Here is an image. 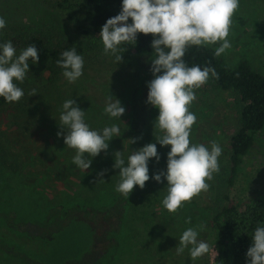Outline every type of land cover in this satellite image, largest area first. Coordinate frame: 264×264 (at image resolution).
<instances>
[{
  "label": "rangeland",
  "instance_id": "obj_1",
  "mask_svg": "<svg viewBox=\"0 0 264 264\" xmlns=\"http://www.w3.org/2000/svg\"><path fill=\"white\" fill-rule=\"evenodd\" d=\"M27 1L31 10L28 21L32 26L59 32L65 37L71 36L78 54L84 58V68L83 75L74 83H69L62 74L57 86L46 90L47 95L42 100L46 108L36 110V116L31 117L33 123L20 133L17 143H12L15 155L8 160L12 162L15 158L12 163L17 169L0 168V264H30L21 256L25 251L46 257H54L56 253L62 257L67 255L69 248L64 243L68 236L76 235L80 242L84 232L93 231L83 218L84 210L91 205L95 207V223L100 222V209L116 206L110 224L101 225L113 231L116 238L102 264H214L216 250L210 244V220L218 205L226 201L223 194L227 191V185H215L212 193H208L212 180L207 181L210 187L203 193L210 194L209 206H198L193 201L184 202L176 213H170L162 204L167 195V181L162 177V182L157 183L151 178L158 171H167V153L170 151V146H161L156 141V137L164 134L154 127L159 110L146 103L147 83L154 78L150 71L152 58L126 44L121 46L119 55H122V62L119 63L115 55L105 54L101 38L81 35L74 30L66 14L54 8L49 1ZM227 39L231 47L220 56L228 65L233 66L244 59L264 75V0H240ZM219 46L217 43L209 47L215 49ZM124 47L126 51L123 52ZM36 65L38 63L33 64L34 67ZM195 93L197 98L190 105V111L197 116V121L191 129L190 144H204L211 148V143L217 142L222 154L218 158L219 172L214 173L213 177L226 175L227 136L234 129V112L228 105L229 95L209 80L195 89ZM109 95L113 96V100L119 99L125 108L120 119L104 113ZM68 99L76 100L85 111V121L92 129L102 130L105 126L117 124L121 130L119 137L109 141L107 152L102 151L92 158L87 170L72 163L75 150L65 145L63 136H57L58 131L66 134V130L59 125V117L63 111L62 105ZM130 138L139 139L131 143ZM148 143H156L160 154L158 163L155 158L150 159V179L146 182L152 194L159 195L158 201L145 187L140 189L139 186H135L127 198L115 190L120 177L119 169L113 168L114 153L122 151L127 160L131 151ZM32 154L37 159L32 161L35 165L28 169L47 172L49 167L53 168L52 173H47L44 179H37L35 175L28 178L26 169H21L27 156ZM85 156L87 158V154ZM257 162L254 160L250 164L253 178L243 193L248 198L256 195L260 187L264 191V163ZM105 169L107 171L100 179L97 174ZM236 192L235 188L231 195ZM93 200H96L97 207L91 204ZM10 211L16 213L10 215ZM67 211L73 213L70 220L76 222L75 228L62 226L49 241L35 239L31 235L42 230L39 227L29 230L31 226H26L21 231L12 227L30 218H64ZM147 212L151 216L150 223L143 217ZM188 217H191V224L185 222ZM201 222L206 227L198 238L210 245L209 253L194 261L188 249L177 255L176 247L183 231ZM88 248L86 254L76 260L77 263H73V256L67 260L63 258V264H90L99 249L93 243Z\"/></svg>",
  "mask_w": 264,
  "mask_h": 264
},
{
  "label": "clouds",
  "instance_id": "obj_2",
  "mask_svg": "<svg viewBox=\"0 0 264 264\" xmlns=\"http://www.w3.org/2000/svg\"><path fill=\"white\" fill-rule=\"evenodd\" d=\"M239 7L240 0H122L119 14L107 19L101 27L99 36L104 52L115 55L119 63L122 55L117 53L122 51V45L135 44L140 33L153 36L151 47L155 58L151 61L150 71L154 78L147 83L146 103L159 110L154 127L164 134L156 137V141L161 146H170V151L167 153V171H158L151 178L157 183L162 182V177L167 181V195L162 204L170 213H176L184 202H190L209 189L207 181L219 172L218 158L222 154V148L215 141L211 148L204 144H190L191 129L197 121V116L190 111V105L197 98L195 89L207 83L210 75L218 78V74L213 67L188 66L183 57L191 46L217 43L220 46L215 48V56L225 53L231 47L227 38ZM130 18L131 23H128ZM6 26L7 21L0 16V30ZM61 57L57 65L64 69L63 76L67 81L74 83L83 75L84 58L75 47L64 51ZM30 58L33 64L39 61L35 44L19 55L11 41L0 44V97L6 102H18L24 96L17 82L25 80ZM35 94L33 89L31 96ZM112 97L106 98L104 113L120 119L125 108L119 99L113 100ZM62 109L59 125L66 134L58 131L57 136H63L65 145L75 150L72 163L87 170L92 158L102 151L107 152L109 141L120 136V127L112 124L102 130L92 129L85 121V111L74 99L64 101ZM137 139L130 138L131 143H136ZM152 158L157 163L160 160L156 143L131 151L127 160L122 151H116L113 168L119 169L120 179L115 190L129 198L135 186L143 189L150 179L148 165ZM106 171L97 174L100 179ZM185 222L191 224V217ZM205 227L201 222L183 231L176 254L188 249L194 261L209 253L210 245L198 238ZM246 257L247 264H264V226L259 223Z\"/></svg>",
  "mask_w": 264,
  "mask_h": 264
},
{
  "label": "trees",
  "instance_id": "obj_3",
  "mask_svg": "<svg viewBox=\"0 0 264 264\" xmlns=\"http://www.w3.org/2000/svg\"><path fill=\"white\" fill-rule=\"evenodd\" d=\"M46 1H49L61 13H65L74 30L81 35L98 36L99 38L101 27L107 19L119 14L122 6V0ZM30 12V4L27 0H0V16L7 21V26L0 30V44L11 41L16 48L17 55L28 46L35 44L39 54L38 65L34 67L30 58L31 64H29V72L25 80L17 82V85L23 89L24 96L18 102L12 103L0 97V168L4 166L7 170L17 169L12 163L15 158L12 162L8 160L11 155H15L12 145L18 142L20 133H23L27 126L33 123L31 117L36 116V110L46 108V103L42 101L47 95L46 90L57 86L64 71L57 65V61L62 58L61 54L64 51L74 47L71 36L65 37L59 32L32 26L28 21ZM128 23H131V18ZM152 39V34L140 33L135 44L131 46L154 59ZM214 52L215 49L209 46H191L183 57L188 66L199 65L201 68L208 66L215 69L218 78L210 75L209 81L228 93L230 98L228 105L234 112V129L227 136L228 172L226 175L214 176L211 182L212 187L208 190V193H212L215 185H227V191L223 194L226 201L218 205L211 216L210 244L216 250L214 264H247L246 252L252 244V235L258 223L264 226V191L260 187L256 190V195L252 194L250 198L243 194L253 178L250 164L254 160L259 164L264 163V75L253 69L247 60L241 59L230 66L222 56H215ZM33 89L36 94L31 96ZM27 157L23 164L22 162L20 164H22V170L26 169L28 178L35 175L37 179H44L47 173H52L53 168L51 167L47 169V172L28 169L35 165L32 161L37 158L33 154ZM27 184L29 185L30 182ZM145 188L152 198L158 201L159 195L152 194L149 184L146 183ZM235 188L237 192L231 195ZM209 195L202 191L191 201L198 206H209ZM91 204L98 206L96 200H93ZM93 208L95 209L91 205L84 210L83 217L93 231L84 232L80 242L76 235L68 236L64 243L69 248L67 255L62 257L56 253L54 257H46L44 254L33 255L25 251L21 254L23 260L30 264H63V258L67 260L74 256V263L86 254L85 251L89 250L88 247L93 243V246L97 245L99 252L90 264H102L116 238L113 231L101 225L102 223L110 224L116 206L100 209L101 215L98 223L94 221L95 210ZM15 213V211H10L9 214ZM72 217L73 213L67 211L64 218L58 216L51 220H48V217L42 220L30 218L12 227L19 231L26 226H31L29 230H36L39 227L42 230L31 233V235L35 239L49 241L62 226L75 228L76 222L70 220ZM143 217L147 223H150L149 212Z\"/></svg>",
  "mask_w": 264,
  "mask_h": 264
}]
</instances>
